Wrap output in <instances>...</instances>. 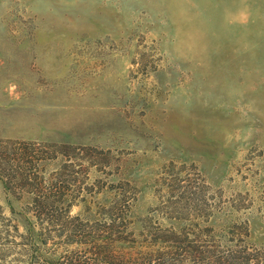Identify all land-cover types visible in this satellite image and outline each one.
I'll return each mask as SVG.
<instances>
[{"label": "rangeland", "instance_id": "obj_1", "mask_svg": "<svg viewBox=\"0 0 264 264\" xmlns=\"http://www.w3.org/2000/svg\"><path fill=\"white\" fill-rule=\"evenodd\" d=\"M0 264H264V0H0Z\"/></svg>", "mask_w": 264, "mask_h": 264}]
</instances>
